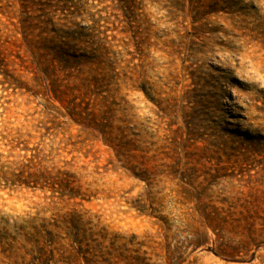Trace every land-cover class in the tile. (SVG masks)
Listing matches in <instances>:
<instances>
[{"label":"rangeland","instance_id":"1","mask_svg":"<svg viewBox=\"0 0 264 264\" xmlns=\"http://www.w3.org/2000/svg\"><path fill=\"white\" fill-rule=\"evenodd\" d=\"M0 264H264V0H0Z\"/></svg>","mask_w":264,"mask_h":264}]
</instances>
